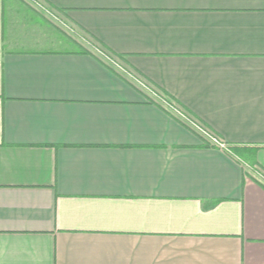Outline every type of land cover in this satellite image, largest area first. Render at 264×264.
I'll return each instance as SVG.
<instances>
[{"label": "crops", "instance_id": "0c3cea01", "mask_svg": "<svg viewBox=\"0 0 264 264\" xmlns=\"http://www.w3.org/2000/svg\"><path fill=\"white\" fill-rule=\"evenodd\" d=\"M0 264H264V0H0Z\"/></svg>", "mask_w": 264, "mask_h": 264}, {"label": "built area", "instance_id": "2783aa9c", "mask_svg": "<svg viewBox=\"0 0 264 264\" xmlns=\"http://www.w3.org/2000/svg\"><path fill=\"white\" fill-rule=\"evenodd\" d=\"M190 127L204 137L210 144L217 146L221 150L229 152L227 145L219 137L208 131L198 122H192Z\"/></svg>", "mask_w": 264, "mask_h": 264}]
</instances>
